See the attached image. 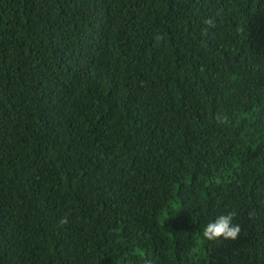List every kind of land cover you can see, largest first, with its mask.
<instances>
[{"label":"trees","instance_id":"obj_1","mask_svg":"<svg viewBox=\"0 0 264 264\" xmlns=\"http://www.w3.org/2000/svg\"><path fill=\"white\" fill-rule=\"evenodd\" d=\"M0 264H264V0H0Z\"/></svg>","mask_w":264,"mask_h":264},{"label":"clouds","instance_id":"obj_2","mask_svg":"<svg viewBox=\"0 0 264 264\" xmlns=\"http://www.w3.org/2000/svg\"><path fill=\"white\" fill-rule=\"evenodd\" d=\"M216 123L220 126L229 125L230 117L227 114L221 115L217 113L214 117ZM237 213L228 211L225 214H220L215 219L210 220L203 228L202 236L209 241H235L238 239L241 233V226L238 223H234V218ZM60 225L68 223L66 217H61L59 221Z\"/></svg>","mask_w":264,"mask_h":264}]
</instances>
